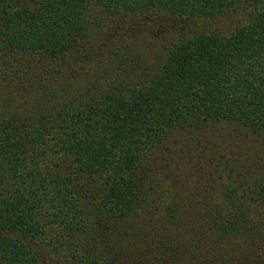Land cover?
Listing matches in <instances>:
<instances>
[{
  "label": "trees",
  "instance_id": "1",
  "mask_svg": "<svg viewBox=\"0 0 264 264\" xmlns=\"http://www.w3.org/2000/svg\"><path fill=\"white\" fill-rule=\"evenodd\" d=\"M0 264H264V0H0Z\"/></svg>",
  "mask_w": 264,
  "mask_h": 264
}]
</instances>
